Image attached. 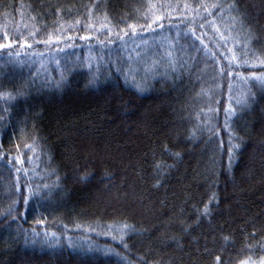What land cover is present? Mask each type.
<instances>
[{"label":"trees","instance_id":"16d2710c","mask_svg":"<svg viewBox=\"0 0 264 264\" xmlns=\"http://www.w3.org/2000/svg\"><path fill=\"white\" fill-rule=\"evenodd\" d=\"M0 264H264V0H0Z\"/></svg>","mask_w":264,"mask_h":264},{"label":"rangeland","instance_id":"374dc122","mask_svg":"<svg viewBox=\"0 0 264 264\" xmlns=\"http://www.w3.org/2000/svg\"><path fill=\"white\" fill-rule=\"evenodd\" d=\"M158 19H159V16L157 14H155L154 20H158ZM157 43H160V42L157 40ZM128 44L129 43H127V44L123 43L120 46L122 48L126 47V49L130 50L131 53H138L142 48V44L140 42L133 43V41H132V43L130 42V44L129 45ZM85 52H86V49H85ZM90 53L91 52L87 51L85 53V55L89 56ZM23 61H27L28 63L30 62L31 65L34 64L36 66H45V67L51 65L52 63H55L53 57L42 55V54L41 55L36 54L33 56H26V58ZM38 69H40V68L38 67Z\"/></svg>","mask_w":264,"mask_h":264}]
</instances>
